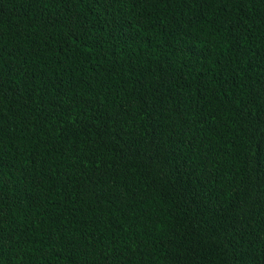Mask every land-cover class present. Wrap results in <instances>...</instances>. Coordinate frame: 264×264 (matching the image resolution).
<instances>
[{
	"label": "trees",
	"instance_id": "1",
	"mask_svg": "<svg viewBox=\"0 0 264 264\" xmlns=\"http://www.w3.org/2000/svg\"><path fill=\"white\" fill-rule=\"evenodd\" d=\"M0 264H264V0H0Z\"/></svg>",
	"mask_w": 264,
	"mask_h": 264
}]
</instances>
